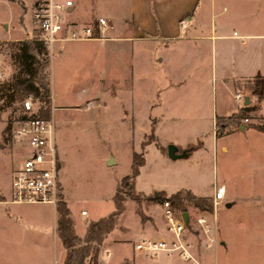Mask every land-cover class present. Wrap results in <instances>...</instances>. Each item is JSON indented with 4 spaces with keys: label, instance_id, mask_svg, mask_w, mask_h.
I'll use <instances>...</instances> for the list:
<instances>
[{
    "label": "rangeland",
    "instance_id": "374dc122",
    "mask_svg": "<svg viewBox=\"0 0 264 264\" xmlns=\"http://www.w3.org/2000/svg\"><path fill=\"white\" fill-rule=\"evenodd\" d=\"M117 1L75 0L77 15L84 23H95L97 17L116 12ZM257 1L261 4V22L256 26L264 31V0ZM229 7L227 9L232 11ZM23 11L25 29L18 25V16ZM9 19L12 20L8 33L4 22ZM18 31L23 35L19 40H30L31 0H0V71L5 75L0 79V187L6 192H11L12 170L25 151L11 133L6 132L7 128L11 132L21 113V100L10 99L9 93L1 87L12 82L18 71L10 51L11 45L18 41L15 38L19 36ZM103 45V42L58 43L56 49H67L62 54L55 53L50 63L56 144L62 166L59 176L73 214L79 217L84 209L89 213L84 218L90 219L106 216L114 209L111 196L120 179L131 172L132 152L135 151L136 159H143L144 164L134 178L135 190L132 198L125 200L113 234L130 241L155 236L154 230L167 234L162 201L168 197L177 211L186 209L189 213L186 235L194 243L198 242L201 238L195 219L202 210H208L211 198L203 197L205 207L197 210L189 202L188 194L173 193L187 180L201 191L214 184H224L228 206L218 208L216 214L218 246L215 264H264V144L255 150L250 139L221 138L222 134L218 133V145L224 141L229 152L222 154L218 150L216 155V152L212 153L213 130L203 122L198 127L201 135L192 136L190 140L191 153L187 158L172 159L161 155V146L167 148L168 154V146L173 145H167L164 139L180 145L191 135L170 132L172 120L168 118L161 120L162 134L156 133V138L148 135L152 121L142 116L146 111L142 105V70H135L131 81L123 82L124 87L110 88L104 77L106 61L102 53L90 64H87L88 58L81 60L76 53L83 47L98 49ZM123 107L128 114H124ZM131 113L135 120H131ZM177 121L184 125L188 120ZM144 141L150 143L142 145ZM109 156L115 159V163H109ZM126 190L121 189L120 196H124ZM178 198L184 200V207L177 204ZM15 206L26 213L19 217L16 237L25 241L42 238L49 245L46 226L41 228L33 223V215L29 214L35 209L34 205ZM140 220L149 223L146 228L150 233L141 231L143 224ZM8 232L0 227V250L4 249L1 242L10 239ZM213 253L212 250L211 259ZM9 260L0 252V264H10ZM24 264L30 262L24 261Z\"/></svg>",
    "mask_w": 264,
    "mask_h": 264
},
{
    "label": "crops",
    "instance_id": "0c3cea01",
    "mask_svg": "<svg viewBox=\"0 0 264 264\" xmlns=\"http://www.w3.org/2000/svg\"><path fill=\"white\" fill-rule=\"evenodd\" d=\"M116 6V12L109 13L108 16L102 15L114 26L108 33L109 39L82 41L103 42V47L98 49L83 47L77 49L76 53L81 60L88 58L87 64H90L92 59L95 61L96 56L102 53L106 61L104 77L110 88L124 87L123 82L131 81L135 70H142L144 88L142 105L146 110L142 116L152 121L148 135L156 138V133L159 135L163 133L160 128L161 120L165 118L172 120L169 123L170 132L191 135V137L180 145L171 143L170 139L164 141L167 145L175 146L177 158H187L191 153L190 140L192 136L201 135L198 127L205 122L213 130L212 153L216 152L217 155L219 150L220 153L225 154L229 152V147L224 141L218 145L219 137L215 133V120L237 113L244 106L251 122L240 123L236 128H224L221 138L250 139L255 150L258 145L264 144V31L256 26L261 22L260 2L257 0H118ZM227 6L233 10L229 11ZM77 12L75 8V18L84 22ZM24 13L23 11V14L18 16V25L23 29H25ZM182 19H185L183 27L180 25ZM10 20L12 19L4 22L8 33L11 30ZM18 35L15 37L17 40L23 37L19 31ZM57 49L59 50L57 53L62 54L67 47ZM118 71L125 73L119 75ZM238 90L244 94L243 104L234 99V93ZM51 95L54 99L52 91ZM122 109L124 114L129 113L124 107ZM130 118L135 120L136 117L131 113ZM180 119L188 121L181 125L177 121ZM145 134L147 133L143 135ZM149 143L144 141L142 145ZM159 151L161 155L168 156L165 146H161ZM135 153L132 152V161ZM108 160H111L110 164L115 163L112 156L111 158L109 156ZM61 167L59 159V174ZM59 179L61 197L69 209L74 230L83 238L88 223L101 217L85 219L84 217L89 213L84 209L80 211L79 217L75 216L68 204L60 176ZM214 185L206 191H201L187 180L173 194L185 192L189 196L211 198ZM227 194L226 190V196ZM9 196L10 192L0 187L2 224L0 227L9 231L10 235L9 240L1 242L4 249L0 252L10 259V264H24V261L30 264H63L65 249L56 232V206L3 202ZM227 202H225L226 206H228ZM15 205H34L35 209L29 214L33 215V223L41 228L46 226L49 245L42 238L25 241L16 237L19 217L26 213ZM195 208L199 210L198 207ZM82 211H85V214H81ZM182 212L189 216L187 211ZM141 223L143 224L141 231L150 233V229L146 228V224L149 223L142 221ZM114 229L115 226L100 245L98 264H186L177 256L160 255L155 259L145 258L134 249V244L141 238L135 241L126 240L113 234ZM154 233L155 236L142 238L158 239L166 236L162 231L154 230ZM212 250L214 253L211 259ZM216 250L217 247L209 250L196 249L195 253L204 263L215 264Z\"/></svg>",
    "mask_w": 264,
    "mask_h": 264
},
{
    "label": "built area",
    "instance_id": "2783aa9c",
    "mask_svg": "<svg viewBox=\"0 0 264 264\" xmlns=\"http://www.w3.org/2000/svg\"><path fill=\"white\" fill-rule=\"evenodd\" d=\"M75 8V0H31L32 34L29 39L46 46L49 60L59 52L56 49L58 43L109 39L108 33L114 26L107 18L99 16L95 23H84L75 18ZM180 25H185V19L180 21ZM4 78L0 71V79ZM234 99L243 104L244 94L238 90L234 93ZM50 100V115L47 117L41 116L39 100L33 94L21 100V109L26 116L16 120L10 133L25 151L12 170L11 192L9 198L3 201L5 203L56 206L61 197L52 95ZM240 123H250L249 117H244ZM225 197V186L215 184L211 210H202L195 219L201 238L195 243L186 235L189 216L185 220L183 212L177 211L171 198H164L162 213L166 236L141 238L134 244V249L148 259L165 255L177 256L186 264H212L204 263L195 250H209L218 246L216 214L218 208L225 205ZM81 214H85V211Z\"/></svg>",
    "mask_w": 264,
    "mask_h": 264
},
{
    "label": "trees",
    "instance_id": "16d2710c",
    "mask_svg": "<svg viewBox=\"0 0 264 264\" xmlns=\"http://www.w3.org/2000/svg\"><path fill=\"white\" fill-rule=\"evenodd\" d=\"M10 51L17 63L18 71L13 75L12 82L2 84L1 87L5 88L9 93L7 95L14 101L17 99L23 100L27 94H33L39 100L41 116H49L51 107L50 60L46 46L33 40H18L11 45ZM245 108L243 106L237 113L230 116L216 118V134L221 133L224 128H236L244 117H248ZM20 111L17 120L26 116L21 109V104ZM6 132L10 135V128H7ZM137 156V153H135L131 164V172L121 178L112 197L114 210L98 220L90 221L83 238L76 234L66 202L60 197L56 204V232L65 249L63 264H98L100 245L105 236L114 228L119 215L123 211L125 200L132 198L133 180L138 175L139 167L143 163V159H136ZM123 188H127V190L124 196H120V190ZM176 202L184 207V200L178 198ZM189 202L199 209L205 207V198L203 197L190 196ZM207 207L208 210H211V200ZM181 211H186V209Z\"/></svg>",
    "mask_w": 264,
    "mask_h": 264
},
{
    "label": "water",
    "instance_id": "95a60500",
    "mask_svg": "<svg viewBox=\"0 0 264 264\" xmlns=\"http://www.w3.org/2000/svg\"><path fill=\"white\" fill-rule=\"evenodd\" d=\"M175 151H176L175 146H173V145L168 146V156L169 157H171L173 159L177 158V154H175ZM109 163H111V160ZM183 217L185 220H187V214L185 212L183 213Z\"/></svg>",
    "mask_w": 264,
    "mask_h": 264
}]
</instances>
